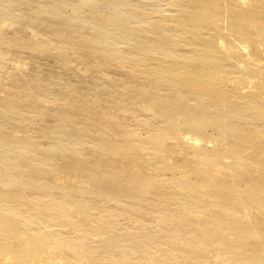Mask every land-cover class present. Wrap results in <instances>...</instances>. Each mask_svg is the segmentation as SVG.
Segmentation results:
<instances>
[{
  "label": "bare ground",
  "instance_id": "1",
  "mask_svg": "<svg viewBox=\"0 0 264 264\" xmlns=\"http://www.w3.org/2000/svg\"><path fill=\"white\" fill-rule=\"evenodd\" d=\"M16 2L0 0V13L16 15ZM152 3L159 6L154 14L147 12L149 7L143 1L138 4L132 0H48L40 3L39 10L88 24L93 29L90 47L122 66L137 69L152 83L151 87L139 89L143 108L161 115L162 120L146 133L138 127L132 131L144 146L155 147L147 160L153 170L130 179L155 189L167 204H175L180 214L176 223H190L185 216L195 213L207 215L208 225L198 226L200 234L191 240L177 234L158 237L144 233L137 235V242H131L132 232L120 227L114 230L110 223V217L121 207L80 198L72 191L102 198L111 197L112 192L71 183L51 184L33 168L25 171L27 162L48 165L57 151L72 150L84 157V136L70 137L65 131L55 130L50 145L40 147L12 133L0 134V264H57L64 259L83 262L86 242L49 230L46 222L103 235L130 255L121 260L109 258V264H143L131 258L141 249L147 252L146 257L150 256L148 264H170V257L176 255L172 249L178 246L185 247L194 264H206L218 231L224 233L239 226L234 209L255 207L254 200L261 199L264 188L258 185L259 180L253 181L255 186H248L247 178L225 165L219 152L239 159L246 156L259 165L264 180V79L256 77L258 71L255 73V65L264 59V0ZM136 4H142L147 11L134 10ZM88 5L94 8L91 14L85 11ZM101 7L108 11L103 13ZM6 41L13 45L0 33V45ZM15 43L35 50L46 47L67 51L71 46L38 33L30 41ZM162 89L168 90V95L162 94ZM0 107L9 116L28 109L22 103ZM242 129L245 134H241ZM181 135L193 144L194 166L176 162L167 152L168 138ZM213 136L225 143L210 147L203 141ZM93 142L119 150L124 146L112 143L107 136L96 137ZM31 184L48 190L49 198L37 201L26 191ZM139 197L149 199L145 195ZM221 198L228 199L231 205ZM251 260L250 264H264V255ZM216 263L228 264L218 260Z\"/></svg>",
  "mask_w": 264,
  "mask_h": 264
},
{
  "label": "rangeland",
  "instance_id": "2",
  "mask_svg": "<svg viewBox=\"0 0 264 264\" xmlns=\"http://www.w3.org/2000/svg\"><path fill=\"white\" fill-rule=\"evenodd\" d=\"M42 1L48 0H17L16 15L0 13V33L5 34L7 40L9 38L13 41V45H9L7 41L0 45L3 51L0 52V106L22 103L28 107L11 116L0 107V134L12 133L18 138L35 142L40 147L50 145L55 130L65 131L70 137L84 136V157L72 150L57 151L48 165L27 162L25 171L33 170L51 184L71 183L112 192L111 197L102 198L92 193L72 191L80 198L121 207L122 210L110 217V223L114 224V230L120 227L132 232L131 242H137V235L144 233L158 237L177 234L188 240L198 238L200 231L197 227L208 225L207 215L189 213L185 219L190 223L178 224L176 219L180 214L176 211L175 204H167L166 198L157 194L155 189L130 179L153 170L147 160L153 156L155 147L144 146L139 136L132 131L134 127H138L146 133L162 120L161 115L143 108L145 103L141 100L139 89L145 85L151 87L152 83L137 69L122 66L107 54L90 47L93 29L88 24L41 13L39 9ZM140 1L149 8L147 11L141 7L142 4H136L134 10L139 13L147 11L154 14L155 9L159 8L152 3L153 0H132L138 4ZM176 7L180 8L178 5ZM92 9L94 8L90 5L85 7L89 14L93 13ZM99 10L103 13L108 11L105 7ZM34 33L65 41L71 46L67 51L46 47L35 50L19 47L15 43L16 40L30 41ZM73 43L82 46L77 47ZM259 62L255 65V73L258 71L256 77L264 79V59ZM162 91V94L168 95V90ZM240 132L245 134L246 130L242 129ZM99 136H107L112 143L124 146L120 150L110 144L98 146L93 139ZM180 137L168 138L167 152L176 162L194 166L196 158L192 153L193 144L187 137ZM222 138L223 135L220 136ZM203 141L210 147H220L221 143H225L215 139V136ZM171 144H174V148ZM219 155L225 165L247 178L248 186H255L253 181L259 180L258 185L264 188L263 172L259 165L249 161L246 156L239 159L230 154L224 155L223 151ZM16 188L18 187H13ZM58 190L59 188L55 189ZM167 190L169 191L168 188ZM26 191L37 201H45L50 195L48 190L34 184L27 186ZM261 191V199L254 200L255 207L245 209L237 206L234 209V217L240 221L239 226L228 228L224 233L218 231L206 264H217V260L228 264H250L252 257H258L262 253L264 255V189ZM141 195L148 196L149 199L143 200L139 197ZM220 200L230 204L228 199ZM83 220L90 221L86 218ZM44 225L51 231L61 232L87 244L83 262L64 259L57 264H90L89 261L93 264H109V258L121 260L123 257H130L120 247L110 244L109 239L103 235L85 230L82 232L69 225H53L51 222ZM172 250L176 255L170 257V264H194L185 247L178 246ZM146 253L141 249L131 255V258L148 264L150 256L146 257Z\"/></svg>",
  "mask_w": 264,
  "mask_h": 264
}]
</instances>
